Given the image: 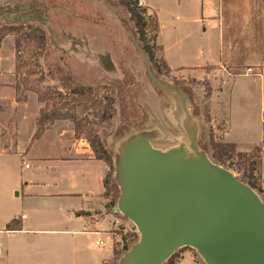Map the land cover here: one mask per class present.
Returning a JSON list of instances; mask_svg holds the SVG:
<instances>
[{
    "label": "rangeland",
    "instance_id": "obj_1",
    "mask_svg": "<svg viewBox=\"0 0 264 264\" xmlns=\"http://www.w3.org/2000/svg\"><path fill=\"white\" fill-rule=\"evenodd\" d=\"M0 1L33 2L42 6L47 17V22L39 25L47 37L44 44L31 42L24 37L29 23L24 24L25 26L18 25L16 31L8 32L0 39V84L13 93L11 98L10 95L5 99L0 98V127L5 144L16 136L19 128L37 129V118L45 106L38 101L37 93L26 90L16 73L15 42L19 39L21 63L25 74L23 76L27 75L31 86L53 94L54 91L62 90L61 80L69 76L74 79L75 85L85 84L91 87L99 99H112L117 103L116 106L121 103L124 114L120 115V112L116 111L113 118L98 132L112 154L114 166L116 161L120 167L121 151L128 150L137 154L144 146V150L151 148L158 154H170L171 169L176 166L178 168L176 159H182L181 162L185 163L188 158H194L195 148L200 154L204 153L202 148H205L207 160L227 170L226 175L221 171L227 180L230 176H238L255 183L254 190L264 198V145L256 147L250 153L236 151L225 155L222 161L214 158L211 142L226 141L223 138L224 127L213 120L208 109L209 101L204 98L205 90L212 88V84L207 78L201 80L204 85L193 84L190 80L194 78H186L180 71L169 70L160 49L155 48L156 60L151 61L143 50V43L136 34L130 15L120 6L119 0H113L114 3L107 0ZM210 1L213 3V7L209 8L211 16L216 15L219 22L218 19L212 18L209 21L206 19L207 23H194L193 27L189 25L188 28L193 33L192 38L184 40L183 43L187 47L182 53L175 49L169 50L170 61L183 65L215 62L217 57L214 52L208 56L202 55L198 46L207 40L214 46L218 26L224 34V54L220 63L208 66L210 69L227 68L228 72L237 74L246 68H261L264 65V0H220L219 7L218 0ZM206 3L207 0H177L171 2L167 8L174 10L175 18L179 14V8L185 12L184 15L187 13V16L197 18L202 16V6ZM23 8L26 15H31L30 9L26 6ZM166 16L169 17L168 12ZM204 16H208L206 10ZM145 17L150 23L149 37H153L155 33L151 25L156 14L147 10ZM204 28H208L207 39L201 40L198 34ZM167 31L169 30L165 29V32ZM49 70H53V77ZM215 73V84L218 86L220 76L219 72ZM197 75L203 76L201 73ZM188 91L194 94L198 115H194L190 110ZM0 94L3 96L5 92L0 89ZM54 101L64 110L70 109L72 105L68 98L61 102H58L59 99L51 100ZM98 115L97 111L93 110L87 118L79 116L87 119L82 121L87 124L86 127L97 131L94 122L99 119ZM56 122L62 123L59 127L64 136L71 137V130L75 133L72 120H55L48 126ZM79 139L89 144L84 135ZM206 166L205 164L203 167ZM120 175L122 176L121 173L119 177ZM222 175L217 176L224 179ZM114 181L115 171L111 184ZM117 194L119 191L109 190L108 203L115 200ZM114 207H109V211L124 220L120 223L118 221L119 224L113 231L121 233V237L126 236L125 241L121 238V241L114 245L115 252L120 254L124 253L125 245L131 247L139 241L140 232L133 221L115 212ZM185 251L192 252L200 263L207 264L192 246L176 250L180 264H191L189 258H185L183 263L181 261ZM121 256L115 254L114 260L108 264H117Z\"/></svg>",
    "mask_w": 264,
    "mask_h": 264
},
{
    "label": "crops",
    "instance_id": "obj_2",
    "mask_svg": "<svg viewBox=\"0 0 264 264\" xmlns=\"http://www.w3.org/2000/svg\"><path fill=\"white\" fill-rule=\"evenodd\" d=\"M141 1L144 8L156 14V44L169 69L180 71L186 78H207L212 84L208 109L213 120L224 127V140L236 144L240 153L264 145V65L237 74L227 68L206 70L204 67L220 63L224 54V34L218 26L214 46L208 40L198 46L202 55L214 52L215 62L183 65L170 61L169 50L182 53L187 47L184 40L192 38L189 25L218 19L209 10L213 3L207 0L202 16L197 18L184 15L181 8L175 18L174 10L167 6L177 0ZM220 4L218 0L215 6ZM207 30L200 31L198 38L206 40ZM215 71L220 76L218 86ZM200 73L202 77H198ZM0 89L5 92L0 98L13 97L4 85L0 84ZM61 124L48 126L35 140V128H19L7 144L0 127V264H108L114 260V245L123 236L117 232L114 239L112 232L124 220L106 208L104 178L108 165L96 159L89 144L74 137V131L71 137L64 136ZM262 173L264 178V170ZM117 212L131 220L121 209ZM185 258L191 264H202L190 251L182 253V263Z\"/></svg>",
    "mask_w": 264,
    "mask_h": 264
},
{
    "label": "water",
    "instance_id": "obj_3",
    "mask_svg": "<svg viewBox=\"0 0 264 264\" xmlns=\"http://www.w3.org/2000/svg\"><path fill=\"white\" fill-rule=\"evenodd\" d=\"M194 152L171 169L170 154L144 146L137 154L121 151L122 195L114 209L137 224L141 239L118 264H161L184 246L195 247L207 264H264L261 197L235 176L227 180L221 174L227 170L204 151Z\"/></svg>",
    "mask_w": 264,
    "mask_h": 264
},
{
    "label": "trees",
    "instance_id": "obj_4",
    "mask_svg": "<svg viewBox=\"0 0 264 264\" xmlns=\"http://www.w3.org/2000/svg\"><path fill=\"white\" fill-rule=\"evenodd\" d=\"M109 2H113V0H107ZM114 3V2H113ZM120 6H123L124 9L130 15V19L133 21L135 25L136 34L139 36V39L143 43V50L149 56L151 61L156 60L155 48L160 49L161 47L156 44L157 33L159 30V23L157 17L155 18L153 24L151 25L152 30L154 31V36L149 37L148 30L150 28V23L145 17V13L147 11L146 8H142L139 6V0H119ZM23 6H26L30 9L31 15L25 14V9ZM27 22V23H26ZM47 22L46 13L44 12L41 5H37L35 3L30 2H12V3H4L0 1V39H3L8 32H14L17 30V26H25L24 24H28V31L24 33V37H26L29 41L35 42L37 44H41L47 41V37L45 31L39 27L41 24H45ZM152 42V44H151ZM16 45V65L15 70L17 75L22 81V84L26 86V90L32 91L38 94V101L44 103L45 106L40 110V115L37 118V129L33 136V139H38L42 136L48 125L55 120L60 119H70L75 124V134L76 138H81L82 135L88 140L92 151L94 152V156L98 160H103L108 165V172L104 178V185L106 188V198H108L109 190L114 192L119 191V194L116 195L115 200L109 201L106 204V208L109 211V207H114L116 204L118 205L122 191L121 187L116 178V161L114 166V160L112 154L110 153L107 144L103 141L99 135V129H103L104 125L113 118V114L117 111L120 112V115L124 114V110L121 106V103L115 104L112 99H99L98 95L94 93L93 89L85 84L77 86L75 85L74 79L68 76L62 78V90L54 91V93L41 91L36 87H33L28 82V77L23 73V65L21 63V41L18 39L15 42ZM165 63V61H164ZM166 64V63H165ZM168 67V66H167ZM207 70H210V67H205ZM62 70V68L59 67ZM169 69V67H168ZM170 70V69H169ZM49 73L53 77V70H49ZM21 74V75H20ZM193 84L204 85L201 80H190ZM187 90V89H185ZM213 89L209 88L205 90L204 98L209 101L212 96ZM190 96V110L194 115L197 114V107L194 103V94L191 91H188ZM70 99L72 101V105L70 109L64 110L63 107H59L57 102H51V100L59 99L58 102H61L63 99ZM115 104V107H114ZM97 111L99 114V119L97 122H94V125L97 126L98 130L94 131L92 128L86 127L87 124H83L82 121L87 119V115L91 111ZM79 115H82L83 118H80ZM124 117V116H123ZM122 117V118H123ZM211 147L213 150V157L218 161H222L225 155L236 153L237 146L234 143L228 142H211ZM202 150L207 154V150L202 148ZM238 155L240 153H237ZM115 171V181L111 184L113 179V173ZM241 183L251 186L253 189H256V184L250 181H245L243 178L236 177ZM117 188V189H116ZM262 199V198H261ZM264 205V198L262 199ZM116 205V206H117ZM115 206V207H116ZM114 207V208H115ZM111 212V211H109ZM79 214H88L85 212H80ZM122 239L125 241L126 236H123ZM139 241L134 243L131 247H125L124 253L115 254L121 256L120 259L124 256L127 251H129L133 246L137 245ZM179 257V253L175 252L172 256L167 259L165 264H175L176 259ZM119 258V257H118ZM117 258V259H118ZM119 259V260H120ZM119 262V261H118ZM117 262V263H118Z\"/></svg>",
    "mask_w": 264,
    "mask_h": 264
},
{
    "label": "built area",
    "instance_id": "obj_5",
    "mask_svg": "<svg viewBox=\"0 0 264 264\" xmlns=\"http://www.w3.org/2000/svg\"><path fill=\"white\" fill-rule=\"evenodd\" d=\"M139 6H141V7L143 6L141 0H139ZM112 237H113L114 239H116V238L118 237V233H117V232H112ZM99 244H103V241L100 240V241H99ZM178 259H179V257L176 259L175 264H180V260H178Z\"/></svg>",
    "mask_w": 264,
    "mask_h": 264
}]
</instances>
